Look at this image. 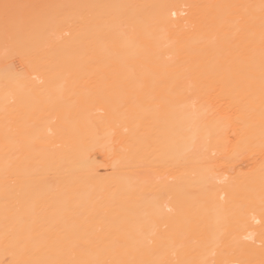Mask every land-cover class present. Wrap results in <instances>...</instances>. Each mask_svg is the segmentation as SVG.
Segmentation results:
<instances>
[{
    "label": "bare ground",
    "instance_id": "obj_1",
    "mask_svg": "<svg viewBox=\"0 0 264 264\" xmlns=\"http://www.w3.org/2000/svg\"><path fill=\"white\" fill-rule=\"evenodd\" d=\"M259 1L0 23V264H264Z\"/></svg>",
    "mask_w": 264,
    "mask_h": 264
},
{
    "label": "rangeland",
    "instance_id": "obj_2",
    "mask_svg": "<svg viewBox=\"0 0 264 264\" xmlns=\"http://www.w3.org/2000/svg\"><path fill=\"white\" fill-rule=\"evenodd\" d=\"M42 1L43 0H0V6H1L0 7V23H2V24L6 23L7 24V23H10L12 21L15 22V23H19V24L20 23L21 24H25L26 23V26L30 27V29L32 27L31 30H34L38 26L37 23L40 20V13H41V9H42L41 8L42 7ZM258 2H257L258 6H261L262 5V1L260 2L258 0ZM2 3H3V5H2ZM2 10H3V12H2ZM23 10H24V12H23ZM20 13H22V14H20ZM26 13H28V14H26ZM29 19H31V20H29ZM24 20H26V22H24ZM29 22H31V23L29 24Z\"/></svg>",
    "mask_w": 264,
    "mask_h": 264
}]
</instances>
